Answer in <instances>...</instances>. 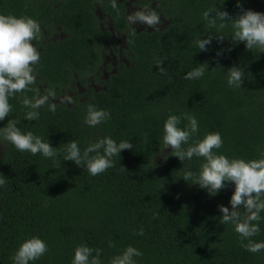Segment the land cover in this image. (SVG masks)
Returning a JSON list of instances; mask_svg holds the SVG:
<instances>
[{
    "label": "trees",
    "instance_id": "trees-1",
    "mask_svg": "<svg viewBox=\"0 0 264 264\" xmlns=\"http://www.w3.org/2000/svg\"><path fill=\"white\" fill-rule=\"evenodd\" d=\"M237 2L116 0L118 14L110 0H0V14L27 16L40 24V39L33 41L40 53L33 87L40 95L53 89L60 97L49 100L56 104L55 113L45 104L38 110L40 118L29 121L22 96L36 93L17 94L9 99L12 112L0 127L17 120L21 132L48 141L61 160L56 168L50 158L0 142V173L7 178L0 187V264H12L15 251L31 237L48 246L34 264H71L82 244L102 249V264L129 245L143 253L134 258L137 264H264V250L246 251L234 226L220 223L218 206L231 208L234 185L210 196L182 179L188 171L198 174L203 158L181 162L162 143L167 117L187 113L199 125L193 140L218 132L223 139L218 154L246 161L262 158L264 52L234 44L231 22L220 28L217 20L209 28L203 19L211 8L237 17ZM239 3L244 10L264 13V0ZM129 7L157 12L158 30L129 25ZM209 35L207 51H199L194 41ZM106 52L118 58L105 65L109 73L102 77ZM201 64L207 65L202 78H183ZM234 66L245 73L241 88L227 84V70ZM93 80L102 87L90 85ZM89 103L109 111L111 119L95 127L84 124ZM187 123L182 119L179 127ZM103 137L129 140L133 148L123 150L121 158H113L114 167L95 177L83 166L63 161L69 141L78 142L83 152ZM261 217L260 232L251 238L255 242H264V212ZM141 228L142 236L136 234Z\"/></svg>",
    "mask_w": 264,
    "mask_h": 264
},
{
    "label": "clouds",
    "instance_id": "clouds-1",
    "mask_svg": "<svg viewBox=\"0 0 264 264\" xmlns=\"http://www.w3.org/2000/svg\"><path fill=\"white\" fill-rule=\"evenodd\" d=\"M110 6L117 11L116 0H110ZM241 14L232 17L227 11L219 8H211L203 13V19L208 22L209 28L217 26L223 28L227 22H231L233 29L232 42L234 44L243 42L246 49L264 52V13L244 10ZM215 13V16H212ZM129 25L145 26L147 29L158 30L160 17L157 12L150 9L135 11L127 16ZM40 24L31 17H16L13 15L0 14V121L10 116L12 106L9 99L17 94L35 92L32 98L22 96V106L28 111L25 112V119L35 121L40 118L39 109L48 104V110L55 113L56 104L49 103L50 98L55 99L56 92L48 89L46 94L40 95L39 89L34 88L36 84L35 65L40 63V53L34 46L33 41L40 39ZM223 41L222 35L216 37ZM212 42V36L194 41L196 48L203 52ZM231 51V49H229ZM217 52V55H221ZM162 61L157 64L162 65ZM160 71L164 69L161 67ZM207 71V65L189 71L183 77L186 80H197L202 78ZM244 70L239 66L227 70V84L232 88H241L244 80ZM111 119L107 110L97 109L89 103L84 118V124L95 127ZM187 120L184 128L179 127L181 120ZM17 120H8L4 127H0V142H8L17 151L28 152L33 156L40 154L45 158L53 160V166L59 168L61 160L58 159L60 152L40 136L29 131L21 132L16 126ZM199 131L196 118L187 113L182 116L169 115L163 125L162 143L164 149L171 148L172 156L177 157L181 162L191 160L194 156L203 158L199 173L188 171L182 178L185 181L192 180L191 184H198L201 189L207 191L210 196H215L227 185H234V192L230 198L231 208L219 205L221 212V224H231L239 236L240 246L251 253H259L264 250V242H255L251 238L260 232L259 223L264 212V152L260 159L244 160L241 158L229 159L217 150L222 148L223 139L218 132L208 133L202 139L193 140ZM192 141V143H189ZM187 145V147H184ZM133 145L129 140H122L117 143L111 137H103L88 146L81 152L78 142L71 140L65 144L63 161H72L78 167L83 166L89 175L95 177L109 168L115 166L114 157L121 158L123 150H131ZM95 153V155H91ZM122 167V166H121ZM124 171H127L122 167ZM7 184V178L0 173V187ZM163 187V186H162ZM50 198V197H49ZM243 209V212L240 210ZM137 235H144L141 228ZM247 241V243H245ZM115 243L110 241L109 247ZM48 251L46 242L38 237H31L23 241L12 256V264H34ZM102 249L91 248L86 245H79L74 250V257L71 264H102ZM143 253L137 248L129 245L122 253L112 257L109 264H137L135 257Z\"/></svg>",
    "mask_w": 264,
    "mask_h": 264
},
{
    "label": "rangeland",
    "instance_id": "rangeland-1",
    "mask_svg": "<svg viewBox=\"0 0 264 264\" xmlns=\"http://www.w3.org/2000/svg\"><path fill=\"white\" fill-rule=\"evenodd\" d=\"M130 11H132V12H134V11H136V9L135 8H131L130 7ZM134 26H137V25H134ZM138 26H140V25H138ZM144 28H146L145 26H140L139 27V29H144ZM149 29H151V28H149ZM122 39L121 38H119V41H118V44H120V46L122 47L123 46V41H121ZM106 44H108L107 42H106ZM107 46H109V45H107ZM107 48H109V49H111L110 47H107ZM112 50V49H111ZM113 53H110V52H106V53H104V59H105V63L106 64H104V65H107V63H109V64H112V62L114 63V62H116V60H117V56H114V55H112ZM100 68L101 69H103V66L101 65L100 66ZM93 77L91 76V77H89V79H92ZM95 83L97 84V87L98 88H100V87H102V84H101V82H96L95 81ZM61 98H65V99H67L68 97L67 96H65V97H61ZM55 99H60V97H55Z\"/></svg>",
    "mask_w": 264,
    "mask_h": 264
},
{
    "label": "flooded vegetation",
    "instance_id": "flooded-vegetation-1",
    "mask_svg": "<svg viewBox=\"0 0 264 264\" xmlns=\"http://www.w3.org/2000/svg\"><path fill=\"white\" fill-rule=\"evenodd\" d=\"M129 8H130V7H129ZM133 8H134V7H133ZM135 9H136V11H137V8H135ZM134 12H135V11H134ZM112 63H113V62H112ZM100 71H101V75H102V77H104V76L107 77L109 71L106 70L105 65H103V69L100 68ZM97 73H99V72H97ZM90 85H94L96 88H98V87H97V84L95 83L94 80L92 81V83H91ZM80 88H81V90H84L85 87H84V86H80Z\"/></svg>",
    "mask_w": 264,
    "mask_h": 264
}]
</instances>
